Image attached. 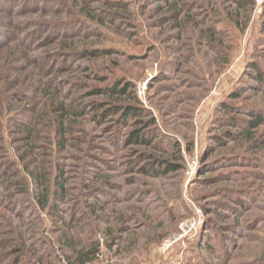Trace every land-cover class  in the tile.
<instances>
[{
    "label": "rangeland",
    "instance_id": "1",
    "mask_svg": "<svg viewBox=\"0 0 264 264\" xmlns=\"http://www.w3.org/2000/svg\"><path fill=\"white\" fill-rule=\"evenodd\" d=\"M253 115L264 0H0V264H264Z\"/></svg>",
    "mask_w": 264,
    "mask_h": 264
},
{
    "label": "trees",
    "instance_id": "2",
    "mask_svg": "<svg viewBox=\"0 0 264 264\" xmlns=\"http://www.w3.org/2000/svg\"><path fill=\"white\" fill-rule=\"evenodd\" d=\"M129 84H127L125 87L123 88H117L116 86H113L112 88L106 90V92H109L111 94V96H116V95H125L127 92V89L129 88ZM132 100H135V98H132ZM140 110L136 109V108H126L124 115L129 117V116H136L138 114H140ZM248 124V129H255L257 127H259L260 125L264 124V119L261 118L258 115H253V118H251V120H249ZM130 141L132 143H136V144H146L147 142L141 138V136H139L138 134H133L131 136ZM58 190H61V188L57 187Z\"/></svg>",
    "mask_w": 264,
    "mask_h": 264
}]
</instances>
